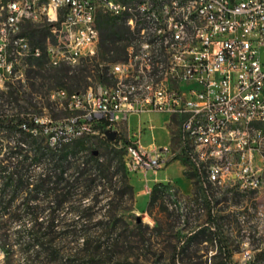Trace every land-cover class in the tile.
<instances>
[{"label": "trees", "instance_id": "trees-1", "mask_svg": "<svg viewBox=\"0 0 264 264\" xmlns=\"http://www.w3.org/2000/svg\"><path fill=\"white\" fill-rule=\"evenodd\" d=\"M51 30L48 23L27 24L23 34L43 47ZM99 31L103 62L97 56L77 68H46L45 55L31 58L26 89L7 82L0 90V250L6 263L194 264L217 242L211 264H233L216 215L220 200L211 202L204 176L187 159L184 176L192 196L175 190L185 202L184 214L166 206L173 185L155 183L146 208L155 221L151 227L135 214V187L124 159L132 142L121 133L110 140L106 121H89L66 105L46 121L35 111V102L49 105L55 86L73 94L91 79L110 84L102 64L124 59L131 32L109 16L99 20ZM65 119L71 129L57 127ZM262 258L264 251L253 263Z\"/></svg>", "mask_w": 264, "mask_h": 264}, {"label": "built area", "instance_id": "built-area-1", "mask_svg": "<svg viewBox=\"0 0 264 264\" xmlns=\"http://www.w3.org/2000/svg\"><path fill=\"white\" fill-rule=\"evenodd\" d=\"M130 8V15L116 18V9ZM149 9H159V20L149 17ZM180 6H142L122 0H54V7H43V0H0V77L12 74L15 64L25 60V52L39 51L52 67L77 68L99 53L97 15L125 22L131 32L130 43L142 41L143 49L126 52L123 60L106 64L112 83H97L83 96L58 90L70 110H81L92 122L106 121L110 130L119 132L131 116L168 114L178 122L177 146L145 148L138 142L126 147L129 174L157 172L174 160L187 159L195 170L215 173L224 182L223 196L241 195V264H252L257 253L255 240L264 229V208H246V199L264 190V0H189L187 18H180ZM48 18L52 36L43 47L28 42L11 44L16 23H31ZM192 23V30H184ZM163 28L168 46L171 78L151 91L135 86L155 69L150 42L144 41V27ZM180 31H187V42H180ZM156 37V34H153ZM152 37V39H153ZM83 56V63H76ZM27 60V59H26ZM125 86L140 90V97L125 93ZM225 120L236 122V129L222 134ZM153 129V126H150ZM208 159V166L200 165ZM170 189V210L185 212L184 200ZM211 202L212 194L205 186ZM264 240V239H262ZM217 246H215V251ZM214 253V251L212 252Z\"/></svg>", "mask_w": 264, "mask_h": 264}, {"label": "rangeland", "instance_id": "rangeland-1", "mask_svg": "<svg viewBox=\"0 0 264 264\" xmlns=\"http://www.w3.org/2000/svg\"><path fill=\"white\" fill-rule=\"evenodd\" d=\"M42 23H48V19L46 21L36 23H26L24 27L27 24H33V25H40ZM24 35V34H23ZM26 36V35H25ZM27 37V36H26ZM98 58L100 62H103L101 59L100 52L98 53ZM27 59V60H26ZM31 58H26L25 60H21L17 64H15L13 73L12 74H5V76L0 77V90L5 89V84L7 82H10L14 84L16 87L21 88V85H23V88L26 89V71L28 70L27 61ZM103 66H107L106 64H102ZM51 67V65L46 66V68ZM21 82V83H20ZM20 83V84H19ZM89 86H83L81 89H79L76 94H79L80 96H83L86 91L91 88L95 87L97 85V81L94 79L88 80ZM60 88L59 87H53L51 89V95L55 94ZM64 89L68 92L67 89ZM69 93V92H68ZM67 101L65 99H53V97L49 100V105L46 101H43V103H36L35 102V111L43 112L44 118L43 121H46L47 118L50 116L59 115L61 113L62 105H66ZM48 106V107H46ZM32 107V108H33ZM170 116L168 114H152V115H142L140 117L138 116H131L128 118V121H126V124H123L119 127V132L121 133L122 137L124 139L129 140L130 142H137L140 140V143L145 148H150L152 146L157 147H164L168 145H173L174 147L177 146L176 142V134L178 132V126L173 125L172 123H169ZM71 120L65 119L62 122L58 124L57 127L66 126V128L71 129ZM54 123V127H55ZM150 126H153V129H150ZM136 136L139 137L136 139ZM184 161L183 160H174L171 163H169L166 167L163 169H160L158 171L157 178L164 179L165 177L172 178L176 181L178 187L180 188L181 192L183 191L188 192L189 191V182L184 177L183 172L186 168H184ZM144 172L138 173V174H129L131 181L135 187L136 192V204H135V214L147 225L154 226L155 221L146 213V208L149 201V195H146L145 192L148 191L147 189V183L148 185L153 184V179L155 178V175L153 174V171H148L147 177H144L142 174ZM148 181V182H147ZM182 192V193H183ZM192 196V195H191ZM191 196H185V197H191ZM217 201L220 200L219 205L216 208V215L218 218V224L220 225V232L223 236V238L227 241V245L229 246L230 250L233 253L232 257V263L233 264H241V260L243 258L241 254V195H238L236 193L233 194H226L222 196L220 199H216ZM249 207L258 210L260 208H264V190L261 194L256 195L254 197H250L246 199V208ZM203 218L202 220H204ZM264 240H255L254 245L255 247H263ZM205 245H203L204 247ZM217 246V242H215V245ZM215 251V247H210L209 250H205L206 256L197 258L193 260L194 264H203L204 261H208V264H211V261L209 260L210 256L212 255V252ZM200 254H203L201 251ZM258 254V253H257ZM213 262V261H212ZM0 264H7L5 261L4 254L0 250ZM252 264H264V258L257 259Z\"/></svg>", "mask_w": 264, "mask_h": 264}, {"label": "bare ground", "instance_id": "bare-ground-1", "mask_svg": "<svg viewBox=\"0 0 264 264\" xmlns=\"http://www.w3.org/2000/svg\"><path fill=\"white\" fill-rule=\"evenodd\" d=\"M22 0H11V2H21ZM123 2L135 3V6H142L143 1L149 7H158V0H122ZM189 0H164L165 5L180 6L179 16L180 18H187V6ZM43 7H54V0H43ZM130 15V8L116 9V18H123V16ZM104 15H97V22ZM149 17L152 20H159V9H149ZM48 18H39V20H33V22L40 23L46 21ZM26 23H16L14 26L15 35L19 37H11V44H19L21 42H28V37L23 35L24 25ZM44 26V25H43ZM184 30H192V23H184ZM156 34V37H153ZM153 37V39H152ZM144 41L150 42V51H152V59H159L155 69H150V74L142 78H135V86H142V91H151L153 87L157 86V77L162 76V82H169L171 78V70L169 67V53L168 46H165V35H163V28L155 27V24H147L144 27ZM100 42V39H99ZM180 42H187V31H180ZM132 49H143L142 41L129 42L126 52H131ZM26 58H38L40 57L39 51L25 52ZM76 63H83V56H76ZM114 64V63H110ZM107 75L112 83L111 69H107ZM60 90H64L61 89ZM125 93L127 95H133V97H140V90H134V86H125ZM57 92L52 94L51 97L56 99ZM230 129H236V122L233 120H225V124L221 126L222 134H230ZM259 148L263 151L264 160V137L259 139ZM126 168H130V159H125ZM201 166H208L207 158H200ZM204 176V188L208 187L209 192L212 194V199H219L223 195L224 182L216 179L215 173H202ZM202 183V184H203ZM242 216V207H241ZM259 238L264 239V229H259ZM263 245V244H262ZM256 249H263V247H256Z\"/></svg>", "mask_w": 264, "mask_h": 264}, {"label": "crops", "instance_id": "crops-1", "mask_svg": "<svg viewBox=\"0 0 264 264\" xmlns=\"http://www.w3.org/2000/svg\"><path fill=\"white\" fill-rule=\"evenodd\" d=\"M137 138H139V137H137L136 136V139ZM139 144H141L140 143V140H138L137 141ZM141 173V172H140ZM153 174L155 175V178L153 179V184L152 185H148V183H147V189H148V191L147 192H145V194L146 195H149L150 194V191H151V189H152V187H153V185L155 184V183H158V182H163V183H170V184H172L173 186H175L176 188H178L179 190H180V188L178 187V185H177V183H176V181L174 180V179H172V178H169V177H165L164 179H159V178H157V175H158V171L157 172H153ZM144 177H147V175H148V172H144L143 174H142ZM183 175H184V172H183ZM185 177V176H184ZM186 178V177H185ZM187 179V178H186ZM187 181L189 182V191L188 192H181V190H180V192L184 195V196H191L192 195V190H193V186H192V183H191V181L189 180V179H187ZM132 182V181H131ZM148 182V181H147ZM133 184V183H132ZM135 192H136V190H135ZM137 193V195L139 194L138 192H136Z\"/></svg>", "mask_w": 264, "mask_h": 264}, {"label": "water", "instance_id": "water-1", "mask_svg": "<svg viewBox=\"0 0 264 264\" xmlns=\"http://www.w3.org/2000/svg\"><path fill=\"white\" fill-rule=\"evenodd\" d=\"M106 135H107V137H108L110 140L114 141V140L117 138L118 133H117V131H112V130H110V131H108V132L106 133ZM139 219H140V218H139Z\"/></svg>", "mask_w": 264, "mask_h": 264}]
</instances>
